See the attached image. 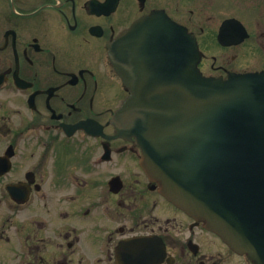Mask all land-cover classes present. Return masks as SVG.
I'll return each mask as SVG.
<instances>
[{"label":"flooded vegetation","instance_id":"flooded-vegetation-1","mask_svg":"<svg viewBox=\"0 0 264 264\" xmlns=\"http://www.w3.org/2000/svg\"><path fill=\"white\" fill-rule=\"evenodd\" d=\"M177 25L205 75L264 71V0H0V264H256L165 197L112 123L131 88L111 45L128 33L143 59L140 33Z\"/></svg>","mask_w":264,"mask_h":264},{"label":"water","instance_id":"water-1","mask_svg":"<svg viewBox=\"0 0 264 264\" xmlns=\"http://www.w3.org/2000/svg\"><path fill=\"white\" fill-rule=\"evenodd\" d=\"M175 29L181 33H140L148 37L143 59L128 57L126 33L112 45L132 92L113 123L119 134L136 136L166 196L264 264V214L254 211L256 184H264V72L204 76L195 36ZM219 40L241 39L219 33ZM137 71L141 79L131 76Z\"/></svg>","mask_w":264,"mask_h":264}]
</instances>
